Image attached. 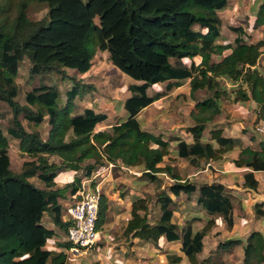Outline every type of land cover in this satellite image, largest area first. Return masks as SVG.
<instances>
[{"label":"trees","instance_id":"1","mask_svg":"<svg viewBox=\"0 0 264 264\" xmlns=\"http://www.w3.org/2000/svg\"><path fill=\"white\" fill-rule=\"evenodd\" d=\"M229 0H0V102L12 112L8 134L19 141L22 155L29 156L22 170H11L9 140L0 129V264H73L65 251H49L45 247L54 237L44 223L51 217L55 226L68 233L70 221H63L56 179L61 173L73 172V182L66 186L70 197L77 200L82 184L109 164L115 168L140 170L142 176L156 181L160 174L175 179L168 191L157 197L161 215L157 223L148 218L147 198L134 202L132 219L125 234L158 244L161 237L170 243L180 242L181 252L190 264L200 262L204 238L215 226L208 219L202 230L192 226L193 218L183 227L174 222L175 197L198 192L197 203L209 216H221L233 228L234 205L222 184L182 181L174 168L161 167L172 154L171 142L142 128L140 114L164 97V92L149 95V90L166 84V91L190 82L191 97L207 91L211 97L197 102L191 113L196 124L188 128L192 143L177 136L174 156L201 168L202 163L221 161L240 144L237 138L225 137L224 130L214 128L205 137L207 124L221 113L219 102L225 98L234 104L253 102L258 118L264 119V74L259 60L264 39L249 43L242 27H232L234 45L221 40L219 12L228 8ZM45 5L47 16L40 21L29 18L32 5ZM255 29L264 26V2L256 12ZM230 51L229 54H225ZM99 52H108L115 69L135 81L127 90L131 96L123 103L126 117L100 129L109 115L87 108L75 114L76 99L86 93V86L66 70L81 75L89 73ZM28 58L31 76L55 72L62 80L72 82L60 103L61 91L56 86L41 84L20 99L17 83L21 63ZM216 58V59H215ZM199 60V61H198ZM121 79V78H119ZM227 80L238 84L228 93L221 84ZM120 86L119 83L116 85ZM22 119L36 127L49 126L46 139L31 132ZM53 158L59 159L58 162ZM237 168L251 170L245 174L244 187L257 190L255 172H264V141L258 148H242L233 161ZM37 179L44 188L31 180ZM171 194V195H170ZM257 204L255 207H260ZM108 213L107 199L101 197L97 229L100 232ZM264 216V211L257 209ZM239 241L227 240L219 246L226 251ZM71 250L72 243H64ZM244 264H264V235L253 232L243 248ZM177 255L168 264H181ZM94 264H100L96 262ZM214 264H226L224 262Z\"/></svg>","mask_w":264,"mask_h":264},{"label":"rangeland","instance_id":"2","mask_svg":"<svg viewBox=\"0 0 264 264\" xmlns=\"http://www.w3.org/2000/svg\"><path fill=\"white\" fill-rule=\"evenodd\" d=\"M230 1V7L228 6L225 11L219 12V17L222 21L221 24V33L223 35L222 41L224 40V43L234 45V38L236 37V34L231 31L232 27H242L244 28L246 32L245 39L249 43H255L259 40L264 39V26L255 29L254 23L256 20V12L259 9L260 3H263L264 0H229ZM256 2V3H255ZM235 4L238 9L235 11L234 7L232 6ZM235 6V7H236ZM48 8L45 5H38L34 4L31 6L29 10V18L32 21H40L44 19L47 16ZM262 56L259 60V69L264 74V48L262 49ZM230 51H227L225 54H229ZM216 59V58H215ZM199 61V60H198ZM32 68V64L30 63V60L28 58H25V60L20 65L19 70V77L17 78V83L20 89V99L18 102H20L22 105H25V94L32 90L33 88L41 85V84H47L58 87V89L61 91V100L60 103H65L66 101V92L72 88V82L68 80L64 81L62 80L61 76L58 75L55 72L51 73H44L40 75H33L31 76L30 70ZM67 75L69 77H75L76 80L80 81L82 84L86 86V93L79 96L75 103H76V110L75 114L83 113L85 109L87 108H93L96 112H102L109 115L108 122L105 123L103 127L100 129H110V125H114L117 122L123 120L126 117V113L123 110V103L124 101L130 96V92L127 90V88L135 84V81L128 77L127 75L121 73L119 70L115 69V67L112 65L111 61L109 60V53L108 52H99L96 57L93 60V67L91 71L85 75H81L77 73L74 70H66ZM121 78V79H119ZM226 82L229 81H222V85L225 87L226 91L228 93H231L233 89L236 88H229L226 85ZM119 83L120 86H116ZM162 88H153L149 90V94L153 95L159 92L160 90H164L165 87L161 86ZM185 91V90H184ZM184 95V94H181ZM211 97V93L207 91H200L195 94L194 97L184 99L183 96H180L179 101L178 99H175L172 101L170 99L166 104L163 106H150L147 109L142 112L139 116V120L141 122L142 128L145 131H149L155 135H162L166 136V140H170L171 142V149L172 154L171 158L167 157L165 158L164 164L168 165L170 161H175L174 156V149L176 146L177 141V126L183 125V135L188 134V128L189 126H195L196 121L194 117L191 115V112L195 111L191 108L195 105L197 102L204 101ZM177 100V102H176ZM178 103L180 106L176 107V112L169 111L167 114L164 113L165 111L171 110L173 103ZM221 107V113L215 117V119L212 122H209L207 124V131L205 132V137L209 136V131H211L214 128L220 127V124L218 121L221 119L225 122L227 121H234L237 118L234 115L233 111L231 109L235 108L234 103L231 100L228 99H221L219 102ZM165 109H164V108ZM163 108V109H162ZM192 110V111H191ZM12 112L11 109L5 104L0 102V129L3 131L5 136L9 140V156L11 159V170L14 173H19L22 170V165L25 161H29V156H24L20 152L19 149V141L12 138L7 130L12 125ZM237 121V120H236ZM22 123L27 128V130L31 132H38L43 139L47 138L49 126L47 123L41 125V126H34L31 124H28L26 121L22 119ZM236 123V122H235ZM231 126V124H228ZM252 132L254 134L253 139L256 141V146H252L254 148H258L259 144L264 141V138L260 137L255 132V123L251 125ZM238 128L233 127L232 130L229 132L230 136L236 137L238 136ZM179 135V134H178ZM243 144V143H242ZM239 146V150L243 148V145ZM231 160V157L235 156V154L229 153L228 154ZM53 161H57V158H53ZM205 163V162H204ZM207 163H205L206 165ZM184 167V170L189 169V171L195 169L196 167L192 166L190 163L184 161L182 166ZM206 167V166H205ZM208 167V166H207ZM112 175H116L119 178V185L116 186L117 189L121 191V193L128 194L129 190H127V185L131 183L132 177H135L136 183H134L136 191H139L140 193H143V197L148 199L149 203V210H148V218L151 223H157L159 221L161 211L160 206L156 202L158 195L161 193L160 190L163 189V186L165 183H173L169 178H166L165 175H159L158 179L156 181H152L146 176L141 177L140 170H131L126 168H112ZM104 172L103 170L97 173L96 175H99L96 183H106L104 185H107L110 183L105 181L104 176L108 173L110 174V171ZM188 171V170H187ZM213 172L215 170L213 169ZM182 178H185L189 175L188 173L183 172ZM137 179V180H136ZM196 183L199 187L202 184H205L203 182L197 181V178H194ZM233 186L239 187V182H236V179L232 180ZM32 182H34L35 185L42 186L44 185L37 179H33ZM235 186L233 189H235ZM65 186L59 185L58 189H64ZM112 188V186H111ZM168 188V187H167ZM166 188V189H167ZM110 189H107L106 191H109ZM105 191L104 186L102 187V193ZM118 191V190H117ZM233 190H227L228 194L230 195L233 205H234V213H235V224L233 228H229L223 218L221 216L215 215V216H209L207 212L201 208V206L197 203V197L194 195H190L191 198L187 199L185 195H183L180 198L176 199V205L174 206L175 217L174 222L179 225V227L185 226L187 222L192 220L193 218H198V220H195L192 222V226H195L196 229L202 230L208 219H213L216 224L215 226L207 233V235L204 238V251L200 255H198V260L200 262L205 261L207 259H211V263H219L224 262L226 264H244V244L247 240V238L255 232L257 229L263 230L264 233V216H260L257 214V209L259 211H264L263 204L260 207H255L257 204H255L252 207V211L250 208H243L241 205L242 202H240L237 197L232 193ZM65 193V192H64ZM141 196V195H140ZM182 207H186L184 210ZM107 219V217H106ZM105 219V220H106ZM186 220V221H185ZM185 221V222H184ZM262 233V234H263ZM101 235L103 237L105 236V231L101 230ZM264 235V234H263ZM241 240L238 245L231 247L229 250L221 251V253L217 252L219 249V246L226 242L227 240L232 241H239ZM126 241L125 243H128ZM145 243V242H143ZM148 243L147 248H144V254L140 255L141 261H144L147 263L149 260V257H153V259L150 261H156V264H168V257L170 256L169 253H172L170 251L172 250H165L164 248L157 247L153 242H146ZM149 245H152L155 247L158 251L148 249ZM148 249V250H147ZM171 249L179 250V245H175ZM175 250V251H176ZM104 250L101 251V253ZM127 251L128 258L132 256H136L135 252H131L130 249L125 250ZM132 253V254H131ZM167 255V256H165ZM174 255V254H172ZM123 257V256H122ZM125 257V258H126ZM160 257L164 260L162 262L160 260ZM114 258L109 259V263L113 264ZM71 261H74L73 258H71ZM188 261V259H187ZM88 262H92L91 258ZM154 264V263H153Z\"/></svg>","mask_w":264,"mask_h":264},{"label":"crops","instance_id":"3","mask_svg":"<svg viewBox=\"0 0 264 264\" xmlns=\"http://www.w3.org/2000/svg\"><path fill=\"white\" fill-rule=\"evenodd\" d=\"M228 6L230 7V1L228 3ZM232 6L234 7L235 11H237L238 7L235 4H233ZM227 11H228V9H227ZM222 38H223V35H222ZM222 38H221V40H222ZM235 38H234V40H235ZM224 81H227V80H224ZM226 85L229 88H231V87L236 88L238 84H231L230 82H226ZM161 86L165 87L166 84H159V85L155 86L154 88H158V87L162 88ZM159 92H164V97L161 98L159 101L155 102L154 104H152L153 106H155V105H157V106L163 105L164 106L166 104V102H168L170 99H172V101H174L175 99H178V101H179L180 96H183L184 99H188L191 96V94H190L191 93L190 82L188 81L185 84H183L181 87L174 88L171 91H166V89H164V90H160ZM181 94H184V95H181ZM153 95H151V96H153ZM130 96H131V93H130ZM176 102H177V100H176ZM172 103H173V106H172L171 110L167 109L164 113V116L169 111L176 112V110H175L176 107L180 106L178 103H174V102H172ZM234 107L235 108H233L231 110L234 113L233 116H235L237 118L236 119L237 121L234 120V121L225 122L221 119L218 121V123L220 124L219 128L224 130V136L225 137L237 138L240 140V144L238 145V147H236L235 150L232 151L235 154V156L231 157V160L228 159L230 157L228 154H226L221 161H209L206 165L203 162L201 168H195L192 171L191 170L189 171V169H187L188 170L187 171V170H184V167H181V166H182L184 161L188 162V164H189V161L184 160V159H179V158H176V156H173L175 161H170V163H168V165L173 167L174 168V174L175 175L179 174L181 176V178L183 176L182 175L183 172L186 171V173L189 174L186 177V179L182 178L183 182L184 181H190L192 183H196L194 178H197V181H200L203 183H207V184L217 183V184L224 185L227 190H233L232 193L237 197V199L240 202H242L241 206L243 208H245V209L250 208L252 211V207L255 204H260V205L263 204L264 205V172H255L254 173L255 179L259 182V186H258L257 190H251L249 188H245L244 187V183H245L244 176L246 173L251 172V170H249L247 168H237L235 166V164L233 163V161L237 158V156L240 152V150L238 148L242 143H243L242 144L243 148H246L248 146L252 147L254 144H255L254 146L257 145L256 141H254V139H253L254 134L252 132L251 125L253 123H256V121L259 119L258 118V109H257V105L253 102H248V103L243 104V105L235 104ZM191 109L195 110V107L193 106ZM123 110H124V108H123ZM124 112L126 113L125 110H124ZM143 112H144V110H143ZM126 115H127V113H126ZM228 124H231V126H229ZM110 126H113V125H110ZM176 127H178L176 136H180L183 140L187 141L188 143H192V137L190 136V134H187L186 137H185V135H183V133H185L182 130L184 126L183 125H181V126L176 125ZM191 127H193V126H191ZM233 127H236L239 130L238 131L239 134L236 137L229 135V132L232 130ZM189 128H190V126H189ZM164 137L166 138V136H164ZM254 149H256V148H254ZM58 161H59V159L56 162H58ZM160 166L164 167V166H166V164L163 163ZM113 168H115V166ZM122 168H124V167H122ZM107 169H108V166L105 169H103V171H105ZM213 169L215 170L216 173L213 172ZM75 175L76 174L73 172H64V173H61L58 176V178L56 179L57 188L60 184L65 186L64 191H63V197L59 199V203L63 206V217H62L63 221H67V209H68V207H70L75 202V200L70 197V195L66 189V186L68 184H70L71 182H73ZM161 175H165L166 178H169L173 182V183H169V185H168V183H165L163 186V189L160 190V192L168 191V188L175 183V179H173L171 176H169L167 174H161ZM104 178H105L104 179L105 181H107V180H108V182L110 181V183H108L107 185H104V184H106L104 182L101 183V187L104 186V188H105V191L103 192V194L107 199L108 213H107V219L105 220V223L101 227V230L105 231V236L103 237V235H101V230H100V239H99L98 245L94 249L79 253L76 255V257H74L71 254L70 250H66V249L64 250L63 245L65 242L68 241L67 232H65L61 228L55 226L52 218L48 216V217L44 218V223L48 229L54 230V237L52 239L48 240L45 249L49 250V251H56V252L65 251L68 255L69 261L73 264H94L96 262H99L100 264H110L108 260L111 258H114L113 264H153V263L156 264L157 260L150 261V263H149V260L153 259L154 256L149 257V260L147 261V263L144 261H141V259L139 257L140 255L144 254L143 249L147 248L148 243H146V241H144V240H141L140 238H133V235L127 236L124 232L129 221L132 219L131 213H132L134 202L137 199L143 197L142 196L143 193L136 191L137 189L134 186V183H136L135 177H132L131 183L129 185H127L128 186L127 190H129L128 194L127 193L126 194L121 193V191L116 188V186H118L120 184L119 183L120 177H118L116 175L115 176L112 175V170L110 171V174L107 173L104 176ZM234 179H236V182H239V184H240L239 187H236L234 185L235 189H233L234 186L232 185L233 184L232 180H234ZM36 186H38V185H36ZM111 186H112V188H111ZM38 187L44 188L42 186L41 187L38 186ZM107 189H110V190L106 191ZM183 195H185L187 199L191 198V196H188L186 194H181V196H179V197H175V196L171 195V197L176 202V199L182 197ZM192 195L198 196L199 193L196 192ZM197 199H198V197H197ZM185 208L186 207H182L183 210ZM263 209H264V206H263ZM234 215H235V213H234ZM255 231H259V232L263 233V230H261V229H257ZM128 239H129V242L125 243L126 241H128ZM240 240H246V238L240 239ZM143 242H145V243H143ZM175 245H179V248L181 249V243L180 242L170 243L166 240L165 237H161L158 244H157V247L164 248L165 250H169V249L172 250V251H170L172 253H169V255L174 254V255L181 257L182 258L181 264H190L189 260L187 261L188 258L181 252L180 249L179 250L171 249ZM128 249H130L131 252H135L136 256H132L130 258L126 257V256H128V254H127V251H125V250H128ZM148 249L149 250L150 249L155 250L156 252L158 251L152 245H149ZM102 250H104V251L101 253ZM165 256H167V255H165ZM71 258H73L74 261H71ZM90 258H91L92 262H88ZM160 260L162 262H164V260L161 257H160Z\"/></svg>","mask_w":264,"mask_h":264},{"label":"built area","instance_id":"4","mask_svg":"<svg viewBox=\"0 0 264 264\" xmlns=\"http://www.w3.org/2000/svg\"><path fill=\"white\" fill-rule=\"evenodd\" d=\"M255 132L264 138V119H258L255 123ZM115 165L109 164L111 170ZM99 175L86 179L79 191V197L67 209V220L71 222L68 229L67 239L72 243L71 254H77L94 249L99 242L100 232L97 229L99 219L102 187L96 183Z\"/></svg>","mask_w":264,"mask_h":264}]
</instances>
